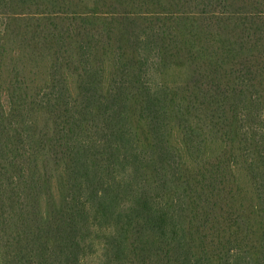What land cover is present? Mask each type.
Masks as SVG:
<instances>
[{"label":"trees","instance_id":"trees-1","mask_svg":"<svg viewBox=\"0 0 264 264\" xmlns=\"http://www.w3.org/2000/svg\"><path fill=\"white\" fill-rule=\"evenodd\" d=\"M264 264V0H0V264Z\"/></svg>","mask_w":264,"mask_h":264},{"label":"rangeland","instance_id":"rangeland-1","mask_svg":"<svg viewBox=\"0 0 264 264\" xmlns=\"http://www.w3.org/2000/svg\"><path fill=\"white\" fill-rule=\"evenodd\" d=\"M98 252L96 254H93V255H90V256H87V260L84 264H97V262L99 261L100 259V255L102 254V251H101V248L98 247Z\"/></svg>","mask_w":264,"mask_h":264}]
</instances>
